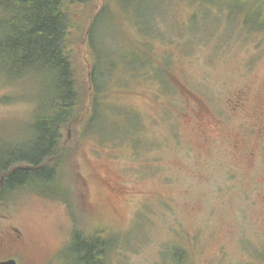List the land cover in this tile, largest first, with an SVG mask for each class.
I'll list each match as a JSON object with an SVG mask.
<instances>
[{"label":"rangeland","instance_id":"rangeland-1","mask_svg":"<svg viewBox=\"0 0 264 264\" xmlns=\"http://www.w3.org/2000/svg\"><path fill=\"white\" fill-rule=\"evenodd\" d=\"M76 3L69 205L10 192L8 254L82 264L78 230L111 242L100 264H264V0ZM9 18L0 4V41ZM17 72L0 58V158L29 149L50 84Z\"/></svg>","mask_w":264,"mask_h":264},{"label":"trees","instance_id":"trees-1","mask_svg":"<svg viewBox=\"0 0 264 264\" xmlns=\"http://www.w3.org/2000/svg\"><path fill=\"white\" fill-rule=\"evenodd\" d=\"M0 4L10 14L4 24L7 34L0 41V58L8 71L27 70L50 83L33 119L29 149L11 150L0 158V204L7 202L10 192L25 188L69 205L59 168L65 167L70 154L61 143L62 130L71 121L76 124L82 112L76 106L74 64L67 55V42L75 27L71 9L76 0H1ZM90 28L91 35L92 25ZM110 245L108 239L84 237L75 230L71 246L82 264H100V258H107ZM183 255L187 258L186 253Z\"/></svg>","mask_w":264,"mask_h":264},{"label":"flooded vegetation","instance_id":"flooded-vegetation-1","mask_svg":"<svg viewBox=\"0 0 264 264\" xmlns=\"http://www.w3.org/2000/svg\"><path fill=\"white\" fill-rule=\"evenodd\" d=\"M201 113L202 112L197 113V117H200L199 114H201ZM0 236H2V235L0 234ZM21 256H22V254H21ZM10 260H14L16 262V264H21L20 256L19 255L14 256V255L8 254V252L6 251L5 247L2 245L1 240H0V264L8 262Z\"/></svg>","mask_w":264,"mask_h":264},{"label":"water","instance_id":"water-1","mask_svg":"<svg viewBox=\"0 0 264 264\" xmlns=\"http://www.w3.org/2000/svg\"><path fill=\"white\" fill-rule=\"evenodd\" d=\"M1 135V134H0ZM1 264H16V262L14 260H10L8 262H5V263H1Z\"/></svg>","mask_w":264,"mask_h":264}]
</instances>
